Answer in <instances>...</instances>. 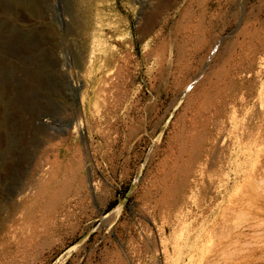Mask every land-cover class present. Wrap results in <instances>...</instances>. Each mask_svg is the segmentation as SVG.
I'll use <instances>...</instances> for the list:
<instances>
[{"label":"rangeland","instance_id":"1","mask_svg":"<svg viewBox=\"0 0 264 264\" xmlns=\"http://www.w3.org/2000/svg\"><path fill=\"white\" fill-rule=\"evenodd\" d=\"M36 3L0 0V264H264V184L229 161L201 167L200 150L225 71L264 33V0ZM256 80L235 124L264 111ZM57 144L77 171L59 221L24 206L33 159Z\"/></svg>","mask_w":264,"mask_h":264},{"label":"bare ground","instance_id":"2","mask_svg":"<svg viewBox=\"0 0 264 264\" xmlns=\"http://www.w3.org/2000/svg\"><path fill=\"white\" fill-rule=\"evenodd\" d=\"M16 2L24 3L25 7L28 10H31L33 12L37 11L36 0H16ZM72 22H75L74 24H76V26L80 28L82 27L81 26L82 20L80 18L76 21L72 20ZM247 30L248 29L245 27V31ZM213 34L215 35V33ZM248 42H249L248 47L242 51L241 55H239V57L236 58V60L233 61L232 66L225 71L224 77L221 76L222 80L220 85L223 87L219 88V90L217 91L216 101L213 103L211 110L204 111V113L207 114L206 116L207 118L204 119L206 121V124H204L202 132L204 131V135H206L207 137L205 139L203 138L200 143L201 144L200 150L202 151V157L204 158L201 167L204 166L207 167L208 165V167L210 168L209 165L211 166L223 165L227 161H229L230 163L232 162L231 165L235 173V176H239L240 174L244 173V184H246V182L264 184V173H262L264 172V111L257 110L258 112H251V114L249 115V119H243L244 122L243 123L240 122L239 125L235 124L237 118L234 119V115H236L239 112L240 107L244 106V104L246 103L245 101H247L248 90L252 88L248 84L252 83L253 80H256L257 78L258 81L260 80V78H264V33L262 37L257 38V41L253 42V38H252ZM246 50L248 51V53H246ZM257 80L255 81V84H258ZM239 90L240 93H237V91ZM247 106L248 104L246 103L245 107ZM200 113H202V109ZM231 124H235L239 126L237 131L230 130L232 128ZM232 135H234L235 137V142L233 144L230 154H228L227 150L230 148L228 147L226 141L228 138H231ZM244 147L246 148V151ZM50 150H52L51 152L52 154L51 156L45 158V160L38 159V161H36V159H33L34 162L36 163V167H35L36 181L32 183V188L28 189L29 190L28 197H30V199L25 202L24 206L28 207L29 204L32 205L39 204L45 209L52 208L55 212V213L53 212L54 213L53 219L59 221L68 212L67 211L68 205H66V203L63 202L62 200L68 196L70 191L72 192L75 191L73 182L77 181V171H75L74 167L70 163L67 164L64 163V160L62 159L64 146L62 144H57L56 146L52 147V149ZM241 153H244L243 158L241 157V161L243 160L244 162L238 164L236 158H239L238 155ZM245 165H249L251 167V172L250 171H248L249 173L244 172ZM257 167H259V169H257ZM8 168L10 167L8 166ZM243 185L240 187V184L238 185L236 184L234 186L235 189L232 192L233 193L235 191L237 192L240 188L242 190ZM26 191L27 190L21 191L19 195H24ZM229 191L230 188L228 187L225 191L224 196L228 194ZM256 191H254L255 194ZM240 193L242 192L240 191ZM244 195L242 196L244 197ZM236 196L232 197V199L235 198ZM232 205L234 204L232 203ZM174 207L175 206L172 205L171 210ZM242 211H243L242 208H238V210H235V212H239V213H241ZM176 212L179 214V215L177 214L178 216L176 215L177 218H181V215L183 213L181 209L177 210ZM224 213L223 215L225 216ZM178 221L182 223V221L180 220ZM253 229L255 230L256 226ZM208 234L209 233H207V237ZM241 234H243L242 230H239V235L237 236L238 240ZM257 234L258 233H256L255 235ZM238 240H236V242H238ZM5 243H6L5 237L1 238L0 244L3 246Z\"/></svg>","mask_w":264,"mask_h":264}]
</instances>
